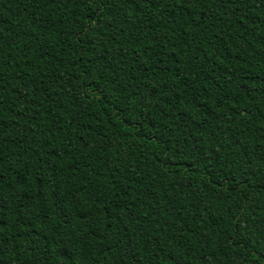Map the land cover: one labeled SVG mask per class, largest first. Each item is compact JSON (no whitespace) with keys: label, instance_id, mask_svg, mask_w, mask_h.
<instances>
[{"label":"trees","instance_id":"obj_1","mask_svg":"<svg viewBox=\"0 0 264 264\" xmlns=\"http://www.w3.org/2000/svg\"><path fill=\"white\" fill-rule=\"evenodd\" d=\"M0 264H264V0H0Z\"/></svg>","mask_w":264,"mask_h":264}]
</instances>
